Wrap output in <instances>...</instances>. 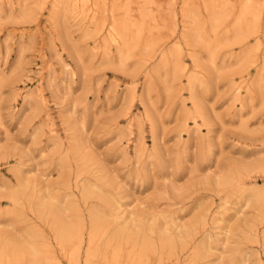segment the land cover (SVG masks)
<instances>
[{
  "label": "rangeland",
  "instance_id": "rangeland-1",
  "mask_svg": "<svg viewBox=\"0 0 264 264\" xmlns=\"http://www.w3.org/2000/svg\"><path fill=\"white\" fill-rule=\"evenodd\" d=\"M77 1L0 0V264H264V0Z\"/></svg>",
  "mask_w": 264,
  "mask_h": 264
},
{
  "label": "bare ground",
  "instance_id": "bare-ground-1",
  "mask_svg": "<svg viewBox=\"0 0 264 264\" xmlns=\"http://www.w3.org/2000/svg\"><path fill=\"white\" fill-rule=\"evenodd\" d=\"M74 1V0H73ZM83 1V0H82ZM78 1L77 0H75V2H74V4H76ZM79 4V3H78ZM82 9V8H81ZM89 10V9H88ZM87 11V10H86ZM91 11H93V10H91ZM84 12V11H83ZM80 13V12H79ZM78 13V14H79ZM87 13V12H86ZM94 13V12H93ZM96 14V13H95ZM89 16V15H88ZM87 16V17H88ZM91 17V16H90ZM113 34V33H112ZM114 37H115V35H113ZM114 39H116V38H114ZM94 220V219H93ZM98 230V229H97ZM67 232V231H66ZM59 233V232H58ZM64 238H65V236H63ZM59 238V237H58ZM90 239V238H89ZM65 245V244H64ZM89 255H90V253H89ZM90 258V257H89ZM89 258H88V260H89ZM48 260V259H47ZM46 264V263H45ZM47 264H51V263H47Z\"/></svg>",
  "mask_w": 264,
  "mask_h": 264
}]
</instances>
